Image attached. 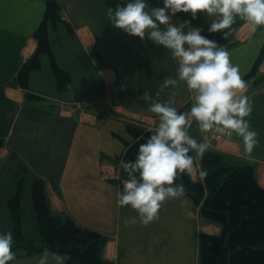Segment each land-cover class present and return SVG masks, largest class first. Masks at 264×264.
Listing matches in <instances>:
<instances>
[{
    "label": "crops",
    "instance_id": "crops-1",
    "mask_svg": "<svg viewBox=\"0 0 264 264\" xmlns=\"http://www.w3.org/2000/svg\"><path fill=\"white\" fill-rule=\"evenodd\" d=\"M58 1L61 21L52 30L60 24L65 35L61 68L69 72L70 83L59 90L52 73L43 74L45 67L42 72L31 71L25 90L13 78L36 49L33 32L42 19L45 1L0 0V229L13 230L8 201L19 187L23 239L39 243L31 189L34 179L41 177L53 213L67 214L78 225L106 237L104 259L114 264H198V233L218 235L221 225L198 220L199 209L186 195L165 200L156 219L140 222L135 209L116 202L121 191L119 165L110 160L125 151L123 141L114 134L132 139L127 123L146 129L158 124V114L148 105L173 95L172 86L162 90L161 85L168 76L177 75L178 59L147 37L142 40L111 25L108 8L122 0ZM159 3L148 0L146 10ZM185 19L192 20L191 14L181 12L171 22ZM213 19L199 14L192 24L206 30ZM191 26L186 24L185 30ZM232 42L226 48L247 81L245 94L253 110L246 118L258 133V143L250 155L244 153L242 140L235 134L218 143L230 156L252 164L258 184L264 187V81L257 84L254 77L245 78L264 43V26L253 32L241 20ZM259 74H264V60ZM176 87L175 105L189 107L194 93L183 81ZM28 91L40 98L27 99ZM102 153L109 158H101ZM197 166L195 162L190 174L195 181L202 180ZM131 216L137 222L126 224L123 218ZM21 260L23 256L9 264Z\"/></svg>",
    "mask_w": 264,
    "mask_h": 264
},
{
    "label": "clouds",
    "instance_id": "clouds-1",
    "mask_svg": "<svg viewBox=\"0 0 264 264\" xmlns=\"http://www.w3.org/2000/svg\"><path fill=\"white\" fill-rule=\"evenodd\" d=\"M147 3L148 0H122L109 7L107 13L111 25L142 40L147 37L178 59L177 75L168 76L161 85L162 90L172 86L173 95L148 105L151 112L158 114V124L139 144L134 159L119 161L128 179L123 181L116 202L130 205L144 224L158 217L165 200L185 196V185L177 177L194 171L192 152L202 157L209 147L204 139L190 134L192 120L201 132L216 130L229 138L235 134L242 140L244 153L253 152L258 133L246 118L253 110L245 94L247 81L239 64L232 62L229 50L205 33L219 32L227 37L237 17L248 22L253 32L264 26V0H160L150 10H146ZM181 12L190 13L192 20L199 14L214 19L206 30L189 19L179 24L171 22ZM186 24L192 26L185 30ZM180 81L194 93L186 110L174 102ZM143 95L149 99L148 93ZM198 176L206 177L207 169L199 168ZM123 219L126 224L137 222L136 216ZM13 242V232L0 229V264L15 258ZM45 260L42 257L40 264Z\"/></svg>",
    "mask_w": 264,
    "mask_h": 264
},
{
    "label": "trees",
    "instance_id": "trees-1",
    "mask_svg": "<svg viewBox=\"0 0 264 264\" xmlns=\"http://www.w3.org/2000/svg\"><path fill=\"white\" fill-rule=\"evenodd\" d=\"M45 10L42 19L33 32L37 46L33 54L26 59L15 74L14 82L25 90L29 89L31 71L40 67L41 56L47 54L53 78L59 90L65 89L70 83L68 71L60 68L51 52L48 40L49 32L61 21V5L58 0H44ZM242 19L237 17L227 37L217 33H205L218 41L219 46L229 47L233 44L235 28ZM67 29L71 27L64 22ZM225 31V30H221ZM264 60V43L245 78L254 77L255 83L264 81V74H258V68ZM40 96L28 91L27 99ZM188 104L180 107L186 110ZM126 129L132 139L124 140L125 145L121 156L110 157L119 165L120 190L122 179H128L119 164L121 159H134L140 143L144 142L152 129L129 122ZM3 140L0 138V147ZM195 152H192L194 156ZM101 158H109L104 153ZM200 166L207 169V176L194 181L189 174L177 177L178 182L185 185V195H195L200 200L199 213L206 220L221 225L218 235L205 232L199 233L198 264H264V187L256 180L254 168L248 163H239L232 157L213 149H207L204 155L198 156ZM19 187L8 201L13 220V249L20 258L23 254L37 251L66 253L68 264H114L102 256V248L106 237L100 232L78 225L69 215L53 213L45 192L44 180L36 177L32 184L31 200L36 223L40 232L38 245L27 243L23 239L19 209ZM192 198V197H191ZM126 206V205H125ZM12 260V261H13ZM12 261H9L8 264Z\"/></svg>",
    "mask_w": 264,
    "mask_h": 264
},
{
    "label": "rangeland",
    "instance_id": "rangeland-1",
    "mask_svg": "<svg viewBox=\"0 0 264 264\" xmlns=\"http://www.w3.org/2000/svg\"><path fill=\"white\" fill-rule=\"evenodd\" d=\"M60 28H61V26L59 24L58 28L56 30H51L49 32V34H48V40H49V43H50V48H51V52H52V55L54 57V60L56 62H58L57 64L61 68L62 65H64V62H62L63 61L62 60V54L66 55V53H64L65 50L61 49V47L64 46V44L66 42V38H65V35L63 34V32L60 31L61 30ZM45 67L47 69H44V71H43L44 73L43 74H47V73L49 74V72L52 73L51 66H50V58H49V56L47 54H43L41 56V64H40V67L38 68V69H41V71H39V72H42L43 68H45ZM19 68L17 69L15 74H17ZM56 86H57V84H56ZM154 128L155 127L150 128V129L154 130ZM189 132L191 133V135H193V136H195L197 138L204 139L209 144L208 149L217 150L219 152L227 154L225 151H222L223 147H220V143H218V141H221L225 137L224 135L216 136L213 133L212 130H210V131H208L206 133L205 132H201V130L199 129L198 123L195 120H193V122H192V124H191V126L189 128ZM213 140H215L217 143H214ZM227 155L230 156L229 154H227ZM230 157H232L235 161H237L239 163H243L239 159L234 158V156H230ZM194 158H195V162L198 165L197 168H201L200 163L198 161V155L196 153L194 154ZM195 175H197V173ZM119 180H120V178H119ZM200 202H201L200 200H198V202H195L196 206L198 207V209L200 208V204H201ZM196 218L198 220H200V219L201 220L202 219L206 220L204 217L201 216L200 213L196 214ZM206 221L207 222H212V221H209V220H206ZM214 223H216V222H214ZM199 233H198V243L197 244H199ZM39 235H40V232H39ZM38 244H34V245H38ZM42 257H46V260H45L44 264H68L67 263V254L66 253H54V252H48V251H37V252H32L31 254H27V255L23 254V260L16 261L14 263L15 264H40V260H41ZM197 262H198V257H197Z\"/></svg>",
    "mask_w": 264,
    "mask_h": 264
},
{
    "label": "built area",
    "instance_id": "built-area-1",
    "mask_svg": "<svg viewBox=\"0 0 264 264\" xmlns=\"http://www.w3.org/2000/svg\"><path fill=\"white\" fill-rule=\"evenodd\" d=\"M192 122H193V120H192ZM192 122H191V124H192ZM213 131V133L216 135V136H220V135H223L222 133H220V132H218V131H216V130H212ZM226 137V136H225Z\"/></svg>",
    "mask_w": 264,
    "mask_h": 264
},
{
    "label": "water",
    "instance_id": "water-1",
    "mask_svg": "<svg viewBox=\"0 0 264 264\" xmlns=\"http://www.w3.org/2000/svg\"><path fill=\"white\" fill-rule=\"evenodd\" d=\"M191 197H192V199H193L195 202H198V199H197V197H196L195 195H192Z\"/></svg>",
    "mask_w": 264,
    "mask_h": 264
}]
</instances>
